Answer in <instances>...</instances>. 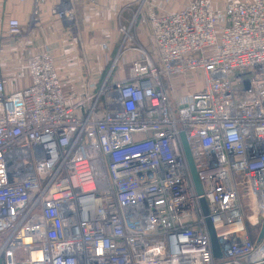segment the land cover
<instances>
[{
	"label": "built area",
	"instance_id": "built-area-1",
	"mask_svg": "<svg viewBox=\"0 0 264 264\" xmlns=\"http://www.w3.org/2000/svg\"><path fill=\"white\" fill-rule=\"evenodd\" d=\"M6 1L34 15L46 2ZM58 1L74 25L73 0ZM119 31L79 91L48 53L13 91L0 62L2 264H264V0L138 11Z\"/></svg>",
	"mask_w": 264,
	"mask_h": 264
},
{
	"label": "crops",
	"instance_id": "crops-1",
	"mask_svg": "<svg viewBox=\"0 0 264 264\" xmlns=\"http://www.w3.org/2000/svg\"><path fill=\"white\" fill-rule=\"evenodd\" d=\"M189 1L147 0V9L142 6V10H145V16L150 13L161 15L179 10ZM57 2L59 1L46 0L39 14L34 15L32 3L0 0V62L7 79V91L31 84L28 61L33 54H50L59 71L63 70V83L69 90L79 91L88 82L97 81L109 57H103L102 53H117L121 40L120 23L130 20L134 15L135 4L139 7L141 0H73L76 19L74 25L68 24L52 12ZM11 18L20 21L22 28L24 26V33H7ZM144 29L143 25H139L138 33L142 40H145L142 37ZM73 56L78 59L82 57V60H74V64L69 62L70 65L64 68L65 62ZM73 75H77L75 79Z\"/></svg>",
	"mask_w": 264,
	"mask_h": 264
},
{
	"label": "water",
	"instance_id": "water-1",
	"mask_svg": "<svg viewBox=\"0 0 264 264\" xmlns=\"http://www.w3.org/2000/svg\"><path fill=\"white\" fill-rule=\"evenodd\" d=\"M182 139H183L184 150L186 153L187 161H188L191 173L193 175V179H194V183H195L197 192L199 195H202L203 194V188H202L201 182L199 180L198 172L196 169V164H195V161H194V158H193V155L191 152V148L188 144V141L186 139L185 134L182 135ZM202 204H203V207L205 209V212L207 213V206H206V202L204 199H202ZM207 224H208V230H209V234H210V238H211L213 255L215 258H219L221 256L220 245H219V242L216 238L215 231L213 229V226H212L209 218L207 219ZM263 238H264V219L262 221V230H261L259 239H263Z\"/></svg>",
	"mask_w": 264,
	"mask_h": 264
},
{
	"label": "rangeland",
	"instance_id": "rangeland-1",
	"mask_svg": "<svg viewBox=\"0 0 264 264\" xmlns=\"http://www.w3.org/2000/svg\"><path fill=\"white\" fill-rule=\"evenodd\" d=\"M147 1L146 0H144V2H142V0H141V2H140V6L142 7V6H144L146 9H147V3H146ZM58 3V2H57ZM45 4V3H44ZM43 4V5H44ZM42 5V6H43ZM55 7V6H54ZM54 9V8H53ZM52 9V10H53ZM134 13L135 12H138V11H142V13L143 12H145V10L143 11L140 7H138V5L137 4H135V7H134ZM128 11H129V9H128ZM57 17H61V16H58V15H56ZM61 19V18H60ZM75 22H76V20H75ZM25 31H24V26H23V28H22V33H24ZM2 52V38H1V36H0V53ZM70 54H79V53H70ZM103 54V57H106L107 55H109V56H111L113 53H102ZM31 57V56H30ZM74 60H82V57H80L79 59L77 58V57H70V58H68V60L65 62V65H64V68H66V66H68V65H70V64H74ZM70 62V64H68ZM56 63V62H55ZM76 63H78V62H76ZM57 66V65H56ZM58 67V66H57ZM105 67H107V65L105 66ZM70 68V67H69ZM59 69V68H58ZM75 70V69H74ZM73 70V71H74ZM63 71V70H62ZM62 71L60 72V74H61V76H63V73H62ZM72 73H74V72H72ZM68 75V74H67ZM77 76V75H76ZM75 75H73V77H74V79H75V77H76ZM98 76H102L101 74L100 75H98ZM77 85V84H76ZM0 244H1V240H0ZM23 255V251L21 250V252H19L18 251V253H17V256H22ZM2 261H3V256H1L0 255V264H2Z\"/></svg>",
	"mask_w": 264,
	"mask_h": 264
}]
</instances>
